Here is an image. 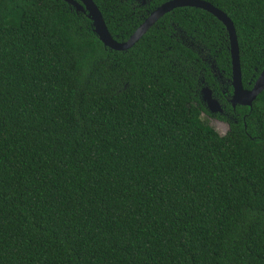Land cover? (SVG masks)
<instances>
[{
  "label": "trees",
  "instance_id": "16d2710c",
  "mask_svg": "<svg viewBox=\"0 0 264 264\" xmlns=\"http://www.w3.org/2000/svg\"><path fill=\"white\" fill-rule=\"evenodd\" d=\"M92 1L122 43L171 0L144 17ZM203 1L233 22L250 90L264 0ZM212 64L231 79L227 32L201 9L118 52L64 0H0V264H264V91L227 105L218 134L200 94Z\"/></svg>",
  "mask_w": 264,
  "mask_h": 264
},
{
  "label": "water",
  "instance_id": "95a60500",
  "mask_svg": "<svg viewBox=\"0 0 264 264\" xmlns=\"http://www.w3.org/2000/svg\"><path fill=\"white\" fill-rule=\"evenodd\" d=\"M64 2L71 6L77 13H82L87 16L91 21L94 34L105 48L118 52H124L132 48L160 18L170 11L183 7L201 9L216 18L224 26L228 35L232 71L230 82L233 88V96L231 99L232 107H251L257 97L264 91V69L252 88L250 90L244 89L242 85L239 47L233 22L225 13L208 2L203 0L168 1L152 11L130 38L122 43L112 38L101 12L92 0H64ZM201 97L208 111L213 113L216 111L221 112L218 102L211 97L210 89H202Z\"/></svg>",
  "mask_w": 264,
  "mask_h": 264
},
{
  "label": "flooded vegetation",
  "instance_id": "af4514ba",
  "mask_svg": "<svg viewBox=\"0 0 264 264\" xmlns=\"http://www.w3.org/2000/svg\"><path fill=\"white\" fill-rule=\"evenodd\" d=\"M136 2L138 4L137 5L138 8L142 11L141 17H144V15L146 13H147V17H148L150 12H151V11H146V13H145V7L148 5V1L147 0H136ZM133 9H135V8H133ZM211 66H212L211 73H212V76L214 78V83L212 85H209L208 83H206L203 80L201 91L204 88H208L211 90V97H212V99H214L218 102V105H219L221 112L216 111L213 113V112L208 111L207 106L203 102L202 97H201L202 102L204 103L207 111L209 112L208 114H203V117H207L208 119L215 120L216 122L220 123L221 125H227L228 131H229V124L224 119H229V115L226 112V108H227V105L232 107L231 99L233 96V88H232L230 80L225 82L223 76L217 70L215 65L212 64ZM228 85H230L231 91H229ZM200 94H201V92H200ZM235 108L232 107V110L234 111Z\"/></svg>",
  "mask_w": 264,
  "mask_h": 264
},
{
  "label": "rangeland",
  "instance_id": "374dc122",
  "mask_svg": "<svg viewBox=\"0 0 264 264\" xmlns=\"http://www.w3.org/2000/svg\"><path fill=\"white\" fill-rule=\"evenodd\" d=\"M209 126H211L218 134L224 135L228 131L227 125H221L215 120L208 119L207 117H203Z\"/></svg>",
  "mask_w": 264,
  "mask_h": 264
}]
</instances>
